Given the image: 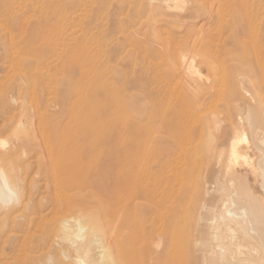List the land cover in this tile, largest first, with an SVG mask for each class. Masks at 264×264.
<instances>
[{
	"label": "rangeland",
	"instance_id": "rangeland-1",
	"mask_svg": "<svg viewBox=\"0 0 264 264\" xmlns=\"http://www.w3.org/2000/svg\"><path fill=\"white\" fill-rule=\"evenodd\" d=\"M14 1L16 12L0 7V20L46 18L38 25L50 44L42 59L28 51L17 60L9 41L19 30L0 21V167L18 190V202L0 209V264H41L72 218L175 225L183 264H199L213 212L227 199L218 185L229 144L242 131L246 159L230 164L262 192L248 170L257 153L243 116L252 109L264 138V0Z\"/></svg>",
	"mask_w": 264,
	"mask_h": 264
},
{
	"label": "bare ground",
	"instance_id": "bare-ground-1",
	"mask_svg": "<svg viewBox=\"0 0 264 264\" xmlns=\"http://www.w3.org/2000/svg\"><path fill=\"white\" fill-rule=\"evenodd\" d=\"M13 1L14 0H0L1 9L3 8L4 11L5 10L7 12L9 11V13H11V14L15 13L16 11H15V7L13 6V4L16 1H14V2ZM44 1L45 0H43V2ZM72 1H73V3H75L77 0H72ZM147 1H149V0H147ZM172 1L175 4H178L181 0H172ZM218 1L220 3H222L221 0H218ZM57 2H56V5L55 4L54 5L50 4V5L42 6L43 7V12L42 13H44V16H45V14L47 12L48 13L52 12V11H54V9H56L57 6H60V5H58L59 2L58 3ZM102 2H107V1L106 0H102ZM225 2H226V0H225ZM39 3H40V0H39ZM49 3H51V2H49ZM164 3H166V0H164ZM248 3H250V2H248V0H247V4ZM15 4H17V2ZM29 4H30L29 7H31L32 3H29ZM35 4H37V3H35ZM47 4H48V1H47ZM80 4L82 5V4H84V2H82L80 0L79 1V5ZM219 4L217 5L218 7H219ZM26 5H27V3H26ZM208 5L212 6V4H209V3H208ZM241 5H243V4H241ZM80 6H78V8ZM224 6H226V5H224ZM224 6H222V7H224ZM250 6H251V4H250ZM182 7H183V4H182ZM63 8H64V6H63ZM33 9L34 8H32V11H34ZM79 10L77 9V11H79ZM37 11H38V9H37ZM230 11H232V9ZM225 13H227V12H225ZM33 15H35V14H33ZM224 15H226V14H224ZM54 16H55V14H54ZM63 17L65 18V16H63ZM162 17L163 16H161V18ZM220 17L221 16H219V18ZM157 18H160V17L158 16V17H156V19ZM152 19H154V18H152ZM26 20H23L22 23H17L16 20H15L16 22H13L14 20L12 21L11 19H8V21L7 20H4V21L0 20L1 22L4 23V25H7V26H10V25L13 26L14 25L13 28L16 26L15 28H17L19 30V35L18 36L21 37V38L19 39L18 42L13 41V38L10 37L11 39L9 41V46H10L11 52H13L14 58L16 57L17 60L23 58V57L20 56V54L29 53L28 51H31V52L33 51L35 54L33 52H32V54H34V55L37 54L36 58L40 57L42 59V58H44L43 53H45L47 51V50L43 51V48H44L43 46L44 45L49 46L50 42L48 41L49 38L47 37V31L46 32L43 31V26L38 25V24H40L41 22H44V24L46 26V22H48V21H47L46 18L42 19V20H39V19L38 20H33V21H35V25L32 26L33 24L31 23L32 25L29 26L30 23L27 22L28 20L27 21ZM65 21H66V19L63 21L62 24H65L64 23ZM159 21L160 20H158V22ZM221 21H226V20L224 19V20H221ZM200 22L202 23V21H200ZM205 23H206V21H205ZM49 24L54 25L52 23H49ZM56 24H58V23H56ZM194 24H191V25L193 26ZM197 24H198V22H197ZM185 25H187V24H185ZM211 25H213V24H211ZM5 28H6V26H5ZM15 28H14V30H15ZM46 28L47 27H45V30H46ZM159 30L161 32V27H160ZM199 30H200V28H199ZM205 31H207V30H205ZM157 32H159V31H157ZM178 32H179V29H178ZM188 32H189V30H188ZM48 33H49V31H48ZM164 33H166V32H164ZM157 34H159V33H157ZM199 35H202V34L200 33ZM253 35H255V34H253ZM48 36L50 37L49 34H48ZM159 36H161V38L163 37V35H159ZM178 37H180V36H177L176 39ZM127 38H128V36H127ZM181 38H182V36H181ZM249 38H251L250 34H249ZM59 40L62 41V38H60ZM165 41H163V42H165ZM196 41H197V39H196ZM198 41H201V39L198 40ZM154 42L155 41H153V43ZM203 42H205V41H203ZM134 45H136V44H134ZM41 46H42V48L39 49V47H41ZM189 46L190 45H188V47ZM72 47H74V46L72 45ZM193 48H194V46H193ZM202 48H203V46H202ZM164 49H166V48H164ZM180 49H182V46L178 50H180ZM132 50H133V48H132ZM169 52H171V51H169ZM173 52H174V48H173ZM66 53H67V51H66ZM77 54H78V52H77ZM106 54H108V53H106ZM182 54H179V56L182 55ZM217 54H216V56H217ZM34 55H32V56H34ZM171 56H173V55H171ZM183 56H185V55H183ZM212 56H213V54L211 55V57ZM174 57H176V56H174ZM206 57H208V55ZM85 58H86V56H85ZM89 58H91V57H89ZM189 58H191V57H189ZM171 59H173V58H171ZM193 59L195 60V58H193ZM216 59H218V58H216ZM219 59H221V58H219ZM90 60H92V59H90ZM179 60L181 61V59H179ZM175 61H177V60L175 59ZM182 62L183 61H181L179 63L181 64ZM175 64L177 65V62ZM80 65H81V63H80ZM207 65L208 64H206V66ZM181 66L182 65H180L179 67H181ZM185 66L188 67L189 65L188 66L185 65ZM80 68H82V67H80ZM88 68H89V65H88ZM189 68L188 69L191 70L192 66L190 65ZM185 69L186 68H184V70ZM26 71H27V69H26ZM84 71L86 72V70H84ZM98 71H99V69H98ZM98 71H97V73H98ZM173 71H174L173 73H175V70H173ZM182 73H183V71H182ZM196 73H197V71H196ZM196 73L194 72V74H196ZM102 74H104V73H102ZM188 74L191 75V73H188ZM85 75H86V73H85ZM99 75H101V73ZM105 84H106V80H105ZM94 89H96V88H94ZM92 90H93V88H92ZM96 91L97 90H95V92ZM90 95L92 97L91 93H90ZM94 106H97V105H94ZM251 112H253L252 109H251ZM251 112L248 111L243 116V118H244V124L248 127V130H249L250 142H251L252 148L254 150H256L257 156H256V161L254 163L250 164V166L248 167V170H250L254 174V176H256L258 178L259 185H260V188L262 189V192L261 193H256L255 191H253L248 186V184L246 182V179H245V176H244V173L240 172V171H237L233 167V165L230 164L231 161H237L240 158H242L244 161L246 159L244 157V152L241 151L238 148V142L247 139L245 133L242 131L240 136H239V139H233L230 142V144H229V154H230L229 161H228V164H226V167H225V170H224V174H223V178H222V180H220L219 185H218V189L221 192V197L222 198L226 197L227 199H225V200L223 199L221 206L218 209H215L214 212H213V219L208 225V233H207L208 235L205 237V239H203V243H202V246H201V256H200L199 264H264V138H263L262 134L259 132L260 128L256 124V122L254 120V117L251 114ZM88 115H89V113H88ZM91 133H92V131L90 132V134ZM90 134L88 135L89 137H91ZM92 134H94V132ZM97 139H96V142H97ZM89 141H91V140H89ZM89 141H87V142H88L89 145H91L90 144L91 142L89 143ZM94 142L95 141L93 140V143H92L93 145H94ZM129 143H130V141H129ZM129 143H128V145H129ZM96 146H98V145H96ZM85 148H86V146H85ZM119 151H121V150H119ZM126 152H127V150H126ZM253 174H252V176H253ZM226 178H228L229 183L225 180ZM17 202H18L17 186H16V184L13 181L10 180V177L5 172V169L0 167V209L4 210V209H7L9 207H12ZM81 210H82V213H88V214L91 213V211L89 210V206H87V205L84 206V208H81ZM118 211H119V209H118ZM116 214H118V213H116ZM119 215H120V213L118 214V218L117 219L120 218ZM80 216H82V215H80ZM110 218H116V217H110ZM138 220L132 221V222L131 221H126V220H123V219H119L118 221L113 219V221H114L113 222L112 220H109V218H108L107 221L106 220H101L100 218L88 219V220H86L84 222H83V219L81 221V219H79V218H75V219L72 218V219H69V220H65V222L62 224L64 233H63V236L60 238L61 239L60 243L58 244V242H57V245H58L57 249H55L53 254H52V252L51 253H46L45 256H44V260L42 259L43 262L41 264H183V262H182V253H183L182 252V248H183L182 247V243L183 242L181 243V240H180L181 234H180V236L176 235V234H175L176 236L173 235L172 231H173V228H175L174 227L175 225L174 226L172 225V224H174L173 222L171 224L173 226V228L170 231L168 226H167V224L160 223L159 225H155V224H152L153 222L152 223L149 222L148 223V227L146 229L147 225L143 224L142 222H139ZM60 223H62V222H60ZM145 223H147V220H146ZM172 226H170V228ZM234 231H236L235 234H233ZM26 237L28 239V236H26ZM26 237H24L25 240H26ZM25 240H24V242H25ZM27 242H25V243H27ZM28 245H29V242H28ZM153 245H155V247H157V248H154L152 250ZM26 249H28V248H26ZM21 250H23V251H21L23 253L24 252V247L23 246H22ZM22 253H21V255H23Z\"/></svg>",
	"mask_w": 264,
	"mask_h": 264
}]
</instances>
